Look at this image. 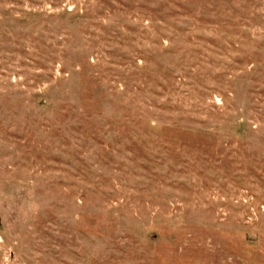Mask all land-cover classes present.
Instances as JSON below:
<instances>
[{"label": "rangeland", "instance_id": "374dc122", "mask_svg": "<svg viewBox=\"0 0 264 264\" xmlns=\"http://www.w3.org/2000/svg\"><path fill=\"white\" fill-rule=\"evenodd\" d=\"M0 264H264V0H0Z\"/></svg>", "mask_w": 264, "mask_h": 264}]
</instances>
